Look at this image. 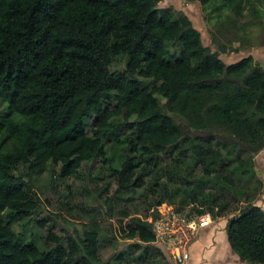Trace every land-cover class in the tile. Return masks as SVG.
Segmentation results:
<instances>
[{
  "label": "trees",
  "instance_id": "obj_1",
  "mask_svg": "<svg viewBox=\"0 0 264 264\" xmlns=\"http://www.w3.org/2000/svg\"><path fill=\"white\" fill-rule=\"evenodd\" d=\"M200 1L240 15L244 3L257 12L255 2L264 0ZM159 2L0 0V264L106 262L95 229L68 233L65 244L49 229L50 243L40 248L22 241L11 221L40 210L23 176L30 179L48 160L60 164L57 175L71 174L102 152L101 134L116 125L132 134L133 151H190L206 172L228 164L219 139L222 147H262L264 68L250 54L225 62L186 12ZM170 43L180 44L177 54ZM116 55L124 56L121 70L113 69ZM143 76L160 81L143 86ZM139 163L128 154L112 168L116 189L145 183ZM126 226L125 235L139 239L134 246L155 239L148 218L131 216ZM226 233L241 259L264 263L261 205L247 200L228 216Z\"/></svg>",
  "mask_w": 264,
  "mask_h": 264
},
{
  "label": "rangeland",
  "instance_id": "obj_2",
  "mask_svg": "<svg viewBox=\"0 0 264 264\" xmlns=\"http://www.w3.org/2000/svg\"><path fill=\"white\" fill-rule=\"evenodd\" d=\"M255 3L257 12L252 10L251 2H246L242 14L235 15L230 10L214 9L212 4H203L200 0L159 2L175 11L186 12L200 30L203 42L217 50L225 62L250 54L264 68V1ZM169 47L177 54L180 44L170 43ZM124 62L123 55L114 56L113 69L121 70ZM141 80L147 87L160 81L147 76ZM120 120V115L115 117V121ZM86 129L91 133L88 121ZM122 129L121 125H116L102 133V152L82 160L69 175H57L60 164L48 160L30 179L23 176L24 186L34 190L41 201L38 213L11 221L12 230L22 241H31L44 248L50 243L46 240L49 229L63 235L64 244L68 233L82 236L85 230L95 229L104 264H184L191 253V241L201 226L211 219H222V232L228 216L247 200L264 208V143L260 149L252 151L236 143L222 147L224 140L219 139L216 143L222 148L228 164L222 170L210 166L206 172L202 167H195L197 157L190 151L182 154L161 151L152 155L139 149L133 151L130 147L132 134ZM128 154L140 158L137 171L142 173L145 183L116 189L112 168ZM108 197L111 198L110 208ZM222 206L223 214H216L217 207ZM134 215L152 221L155 239L140 241L141 245L134 246L138 237L125 235L126 223ZM145 246L148 247L146 251L143 250ZM186 247L188 256L185 257ZM213 262L264 264L241 259L227 245L223 257Z\"/></svg>",
  "mask_w": 264,
  "mask_h": 264
},
{
  "label": "crops",
  "instance_id": "obj_3",
  "mask_svg": "<svg viewBox=\"0 0 264 264\" xmlns=\"http://www.w3.org/2000/svg\"><path fill=\"white\" fill-rule=\"evenodd\" d=\"M221 222L222 219H211L201 226L191 241V253L184 264H219L213 261L223 257L226 245L230 246L226 233L227 221L223 224L225 228L222 232Z\"/></svg>",
  "mask_w": 264,
  "mask_h": 264
},
{
  "label": "built area",
  "instance_id": "obj_4",
  "mask_svg": "<svg viewBox=\"0 0 264 264\" xmlns=\"http://www.w3.org/2000/svg\"><path fill=\"white\" fill-rule=\"evenodd\" d=\"M155 231H156V230H155ZM187 238L189 239V238H191V237H187ZM187 238H186V239H187ZM188 239L186 240V244L188 243ZM187 250H188V249H187V247H186V249L183 251V252H184V253H183V256H185V255L188 256V251H187ZM178 255H180V254H178ZM178 257L181 258L182 256H178ZM185 257H186V256H185ZM185 257H184V258H185Z\"/></svg>",
  "mask_w": 264,
  "mask_h": 264
}]
</instances>
